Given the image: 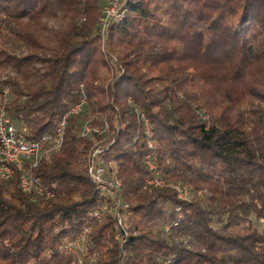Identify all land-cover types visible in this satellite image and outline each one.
Instances as JSON below:
<instances>
[{
	"label": "trees",
	"instance_id": "obj_1",
	"mask_svg": "<svg viewBox=\"0 0 264 264\" xmlns=\"http://www.w3.org/2000/svg\"><path fill=\"white\" fill-rule=\"evenodd\" d=\"M99 7L0 0V106L36 139L53 132L83 85L90 112L109 121L101 155L116 163L130 215L94 222L81 263L67 251L103 198L86 167L97 135L80 136L87 115H70L61 150L35 170L54 197L31 202L17 171L0 177V264H264V0H123L106 36L124 72L107 88ZM216 77L227 89L207 98ZM135 107L149 120L161 172L201 197L145 189Z\"/></svg>",
	"mask_w": 264,
	"mask_h": 264
},
{
	"label": "built area",
	"instance_id": "obj_2",
	"mask_svg": "<svg viewBox=\"0 0 264 264\" xmlns=\"http://www.w3.org/2000/svg\"><path fill=\"white\" fill-rule=\"evenodd\" d=\"M101 22L106 27L113 18L120 17V8L123 0H103ZM87 102V97L84 93L83 86L81 87V97L77 103L72 105L70 109L57 122L55 129L51 133H44L36 139L28 137L26 129L18 130L12 117L4 108L0 106V177L3 179L9 178L14 172L19 173L18 183L20 189L29 197L31 202L38 200L50 199L55 196L53 187L46 186L40 178L36 175L35 170L38 166L49 157L58 153L63 145L66 131L67 118L70 115H75L81 112L83 106ZM138 119L145 121L144 133L151 134L152 131L149 125V120L145 113L140 109H134ZM87 122L81 127V135L87 136L92 131L87 127ZM103 129L94 128L97 133L102 132L107 128V123L103 124ZM145 133V134H146ZM151 139V137H150ZM152 140V139H151ZM102 148L91 147L87 154V174L95 187L102 193L104 199L103 212L115 214L118 204L109 206V202H121L118 196V189L120 187V179L116 177L107 162L102 158ZM149 184L160 185L161 180L153 175L151 179L147 180ZM109 201V202H108ZM112 202V203H113ZM89 216L99 215V211L95 208L89 211ZM118 223L122 224V218H119ZM172 224H176L173 222ZM171 224H166L164 227L169 228ZM89 228L84 227L80 232V236L74 241V245L80 246L85 243V237L89 235ZM67 247V245H66ZM72 251V247L69 248ZM75 250V249H74ZM77 262L81 263V257H76Z\"/></svg>",
	"mask_w": 264,
	"mask_h": 264
},
{
	"label": "rangeland",
	"instance_id": "obj_3",
	"mask_svg": "<svg viewBox=\"0 0 264 264\" xmlns=\"http://www.w3.org/2000/svg\"><path fill=\"white\" fill-rule=\"evenodd\" d=\"M99 4H100L99 16H98V19H97V27H98L97 28V33L99 35L98 47H99V52L102 55V59L104 61V65H102L99 68V72L98 73H99V75L101 76L102 79H105L104 82H103V86L105 88H107L108 84L111 83L114 80L116 75L122 74L124 72V67L120 63L119 58H118V56L116 54V50L118 48H115V47L113 48V47H111L108 44V39H107V36H106V32L108 30V26L107 27H106V25L104 26L103 23L101 22L102 6L104 4V1L103 0H99ZM48 25L56 27V26H58V22L55 21V20H49L48 21ZM155 73H157V71H151L149 74L151 75V74H155ZM207 74L210 75L208 72H207ZM224 85L225 84H221L217 80V77H216L215 82H213L212 85L208 86L205 89L204 96L207 97V98L209 97L210 99H212L213 93H214V91H216L215 89H218V90H223L224 88L227 89V86L226 85L224 86ZM82 86L83 85H80V89H81ZM237 87L238 86L236 84H234V86L228 87V90L233 88V89H231V91L236 93V90H237L236 88ZM128 105L131 108L134 107L133 102L131 100H128ZM90 106H91V103L89 102V100L87 98V102L83 106V108H82V110L80 112V113H83V114L87 115L86 117H84L82 125H84V123L87 122L86 125L89 128V130L92 131L91 133H95V136L97 135L96 139H93L92 146L93 147L99 146V147L102 148V143H105L106 139H107L106 135H107L108 130H109V121L106 118V115H104V114L91 113L90 112L91 111L90 110ZM133 110H134V108H133ZM198 114H199V116H200V118L202 120H206V121L209 120V112L205 108L201 107L200 109H198ZM138 120L142 124V129H145V127H146L145 126V121H143L142 119H138ZM105 123H107V128L105 130H103L102 132L97 133V132H95L93 130L94 128L103 129L101 127H103V124H105ZM80 133H81V128H80ZM91 133H89L87 136L91 135ZM80 136H82V135L80 134ZM87 136L85 135V137H87ZM145 137H146L145 138L146 153L144 155V164L146 165L147 169L149 170L148 174L144 177L145 189L147 188L148 190H150V189H155V188L156 189L170 188V189H172L174 191V193H175V195H176V197L178 199L186 200V201H191V199H193V198H195L197 196L201 197V192L195 191L193 189V186L190 183L182 182V181H180V182L173 181V180L169 179L168 176H166L165 174H163L161 172V169H160V167H159V165L157 163V160L155 159V156L157 155V151L155 149L154 141L150 139L151 134L149 135L148 133H146ZM111 142H112V140L109 142V144H111ZM90 148H89V150H90ZM89 150H88V152H89ZM107 165H109V167L112 168V170L114 171V174L116 175V163L113 162V161H108ZM153 175H156V177H158V179L161 180V184L160 185L147 183V180L151 179L153 177ZM120 184H121V180H120ZM120 188H121V185H120L118 190H120ZM120 201L121 202H119V201L116 202L115 201V204H114L113 201H112L113 203L108 201L109 202V206L115 207L116 204L119 205L116 208V210H115L116 213L113 214V215L116 216L117 221L119 220V218L126 219L127 214L130 215V212L128 211L129 204L124 202V201H122V200H120ZM104 205H105V203H104V199H103V200H101V202L95 208V211H99V215L98 214L91 215V222L88 225L83 226L81 231H83L84 227H88L89 228V230H88L89 233L92 232L93 231V227H94V224H93L94 222H100L105 217H107L108 215H112V213L107 214V213L102 211L103 210L102 208L104 207ZM122 226L124 227V224ZM163 228H164V230L167 231V228H165V227H163ZM79 234L75 238H73L71 241L70 240L69 241L65 240L66 241L65 243L67 245V251L69 253H72L73 256H75V257H81V259H82L83 256H85L86 258L87 257H91V256H88L87 251H86V247L88 246L87 240H88V236L89 235H87V237H85V243L83 245H80V246L74 245V241L77 239V237L80 236ZM115 237H117V235ZM65 243H64V245H65ZM70 247H72V251L69 250ZM164 264H168V261H164Z\"/></svg>",
	"mask_w": 264,
	"mask_h": 264
}]
</instances>
